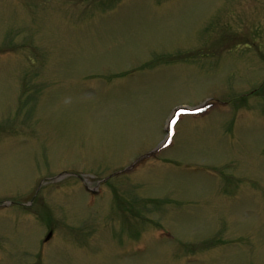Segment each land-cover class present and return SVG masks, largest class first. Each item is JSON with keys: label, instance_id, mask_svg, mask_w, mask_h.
Instances as JSON below:
<instances>
[{"label": "rangeland", "instance_id": "374dc122", "mask_svg": "<svg viewBox=\"0 0 264 264\" xmlns=\"http://www.w3.org/2000/svg\"><path fill=\"white\" fill-rule=\"evenodd\" d=\"M0 264H264V0H0Z\"/></svg>", "mask_w": 264, "mask_h": 264}, {"label": "water", "instance_id": "95a60500", "mask_svg": "<svg viewBox=\"0 0 264 264\" xmlns=\"http://www.w3.org/2000/svg\"><path fill=\"white\" fill-rule=\"evenodd\" d=\"M174 112H175V111H174ZM174 112H173V113H174ZM173 116H174V115L172 114L171 117L173 118ZM164 143H165V141H164L160 146L162 147V146L164 145Z\"/></svg>", "mask_w": 264, "mask_h": 264}, {"label": "flooded vegetation", "instance_id": "af4514ba", "mask_svg": "<svg viewBox=\"0 0 264 264\" xmlns=\"http://www.w3.org/2000/svg\"><path fill=\"white\" fill-rule=\"evenodd\" d=\"M48 239L46 238V241H47Z\"/></svg>", "mask_w": 264, "mask_h": 264}]
</instances>
